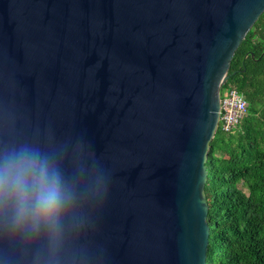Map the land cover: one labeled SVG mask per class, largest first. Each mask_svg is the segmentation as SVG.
<instances>
[{
  "label": "water",
  "instance_id": "obj_1",
  "mask_svg": "<svg viewBox=\"0 0 264 264\" xmlns=\"http://www.w3.org/2000/svg\"><path fill=\"white\" fill-rule=\"evenodd\" d=\"M264 0H0V156H50L62 234L0 215V264H206L220 91Z\"/></svg>",
  "mask_w": 264,
  "mask_h": 264
},
{
  "label": "trees",
  "instance_id": "obj_2",
  "mask_svg": "<svg viewBox=\"0 0 264 264\" xmlns=\"http://www.w3.org/2000/svg\"><path fill=\"white\" fill-rule=\"evenodd\" d=\"M221 93L238 90L248 113L211 141L205 186L206 264H264V12L236 50Z\"/></svg>",
  "mask_w": 264,
  "mask_h": 264
},
{
  "label": "clouds",
  "instance_id": "obj_3",
  "mask_svg": "<svg viewBox=\"0 0 264 264\" xmlns=\"http://www.w3.org/2000/svg\"><path fill=\"white\" fill-rule=\"evenodd\" d=\"M75 201L55 161L39 149L21 146L0 156V215L15 229L43 232L55 243Z\"/></svg>",
  "mask_w": 264,
  "mask_h": 264
},
{
  "label": "built area",
  "instance_id": "obj_4",
  "mask_svg": "<svg viewBox=\"0 0 264 264\" xmlns=\"http://www.w3.org/2000/svg\"><path fill=\"white\" fill-rule=\"evenodd\" d=\"M222 90V89H221ZM248 113L247 101L236 89L220 91L219 125L223 131L230 132Z\"/></svg>",
  "mask_w": 264,
  "mask_h": 264
}]
</instances>
